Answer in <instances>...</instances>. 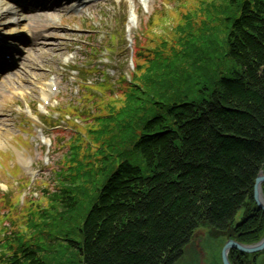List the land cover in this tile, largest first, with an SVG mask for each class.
<instances>
[{
  "label": "trees",
  "instance_id": "obj_1",
  "mask_svg": "<svg viewBox=\"0 0 264 264\" xmlns=\"http://www.w3.org/2000/svg\"><path fill=\"white\" fill-rule=\"evenodd\" d=\"M201 1L185 6L170 40L138 50L122 105L113 93L94 99L62 159L80 182L48 196V210L62 207L54 220L82 212L71 243L84 264H177L205 223L226 241L264 237L253 197L264 170V0ZM38 210L33 234L0 229V264H46L36 240L54 237ZM263 253L229 256L264 264Z\"/></svg>",
  "mask_w": 264,
  "mask_h": 264
},
{
  "label": "rangeland",
  "instance_id": "obj_2",
  "mask_svg": "<svg viewBox=\"0 0 264 264\" xmlns=\"http://www.w3.org/2000/svg\"><path fill=\"white\" fill-rule=\"evenodd\" d=\"M132 2L135 5L138 24L133 27L132 33L128 34L126 38H122L119 43L118 55L115 56L116 62L112 63L115 67L108 66V75L112 78L117 71V65L127 73L133 69L132 52H129L128 46V41L132 37L139 36L138 41L142 42L140 45L144 48H151L154 43L152 41L157 42L160 37L170 40L173 37V28L182 20L185 6L188 8L189 5L198 7L202 1L149 0L147 4H143L141 0H95L89 3L91 6L74 14H66L62 7L50 10L47 5L29 10L31 13L29 25L36 33V42L35 44L32 42L31 47L27 45L26 58L22 62V66L13 71L14 75L6 77L4 81L0 82V158L2 160L4 157L5 165H7L5 161L8 165L19 162L22 164L21 173L17 177L8 175V167L3 170L2 166L0 167V188L5 191V195L0 197V214L4 215L10 212V221H7V216L3 220L7 221L4 224L9 227L10 237L14 231H28L29 235L33 234L31 228L36 224L35 221L41 222L38 209L41 210L42 207H45L48 210L51 208V200L48 196L51 198L55 192L72 184L73 181L75 184L80 182V179L73 180L76 178L73 173L72 175L68 173L73 162H69V160L65 162L61 159L67 152L68 139L73 133L72 127L65 128L66 121L60 119L56 121L63 128H59L60 126L54 125L51 121L52 126L44 124L45 127H48L46 134L44 131L43 133L40 131L42 128L38 127L37 123H31V128L21 114L24 111V103L30 101L31 105L36 107L41 101V87H45L51 82L50 75L52 73L57 76V72H59V77L57 76V83L60 84L58 98L62 101L59 106L61 107L64 102L78 105L77 97L81 96V92H78V84L68 76L77 72L72 73L69 67L64 65L66 63L64 57L69 55L68 50L73 54V59L78 62H80L79 60L81 62L90 60L94 56L89 53V48L81 50V46L76 47L74 43H70L71 39L87 38L86 35L89 33L87 30H75L74 28L77 26L82 28L100 27L101 32L92 35V37L95 45L104 47L110 30H116L118 26L120 31L128 29L129 15L133 8ZM145 30H148L150 34L149 42H145L147 39L142 37ZM153 37L156 39L152 40ZM100 38H103L102 41L98 40ZM120 38L118 37V40ZM138 61L139 63L144 62L143 58H139ZM69 62L71 61H67V63ZM91 62L90 60L88 66L91 65ZM87 75L90 81H96L101 77L100 73ZM127 76L129 77V74ZM116 87L118 84H114L110 92L117 93L118 88ZM114 96L115 100L118 99L117 104L122 105L124 96ZM103 97L107 101L105 103L112 100L110 96L104 95ZM92 109L94 111L95 107L92 106ZM98 112H100L99 109ZM57 115L58 113L54 111L50 112V118L54 120ZM85 126L83 125L82 129ZM13 151L16 152V156L12 155V158H9ZM61 171L62 174H58ZM22 176L31 177L33 184L31 186L23 185L22 181L18 180ZM4 183L8 185L2 187ZM16 195L20 201L17 204L19 209L12 213L9 207ZM53 209L55 212H52ZM53 209L48 210L50 216L44 219V222L53 227L47 226L44 231L49 232V236L54 239L40 238L36 240L44 249L42 256L46 264H84L78 248L71 243L82 240L76 231L82 212L79 211L76 220L70 219V216H62L60 219L54 220L52 217L59 214L62 207L56 202ZM33 210L36 211L34 215L32 214ZM242 215L243 210L239 211L236 220L241 219ZM29 223H31V227H29ZM201 229V239L186 252L177 264H223L222 249L226 243V237L216 233L215 229L207 223L203 224ZM262 257L264 258V253Z\"/></svg>",
  "mask_w": 264,
  "mask_h": 264
},
{
  "label": "water",
  "instance_id": "obj_3",
  "mask_svg": "<svg viewBox=\"0 0 264 264\" xmlns=\"http://www.w3.org/2000/svg\"><path fill=\"white\" fill-rule=\"evenodd\" d=\"M263 184H264V170H261L254 184L253 197L258 207L264 211ZM232 249H238V250H241L247 253H255V252L263 251L264 250V237L258 242L250 243V244L240 242L233 238L227 240V242L225 243L222 249L223 264H233L229 257V253Z\"/></svg>",
  "mask_w": 264,
  "mask_h": 264
},
{
  "label": "bare ground",
  "instance_id": "obj_4",
  "mask_svg": "<svg viewBox=\"0 0 264 264\" xmlns=\"http://www.w3.org/2000/svg\"><path fill=\"white\" fill-rule=\"evenodd\" d=\"M7 4V1H6V3H0V16H4V15H7L8 14V12H9V10H10V8H8L7 7V10L5 11V10H2V8H5V5ZM17 16L18 17H20V18H15L14 20H13V22L15 23V24H13V25H19V26H21L22 25V23H23V15H18L17 14ZM132 22V21H131ZM23 29H25L26 31H28L25 27H22V28H20V30H15V31H22ZM1 49V48H0Z\"/></svg>",
  "mask_w": 264,
  "mask_h": 264
},
{
  "label": "flooded vegetation",
  "instance_id": "obj_5",
  "mask_svg": "<svg viewBox=\"0 0 264 264\" xmlns=\"http://www.w3.org/2000/svg\"><path fill=\"white\" fill-rule=\"evenodd\" d=\"M231 239V238H230ZM234 239V238H233ZM229 240V239H228ZM237 240V239H236ZM239 241V240H238ZM241 242V241H240ZM244 243V242H243ZM248 244H250V243H248ZM264 251V250H263ZM260 252H262V251H260ZM230 254V253H229ZM230 257V256H229ZM231 260V259H230ZM260 260H261V262H263L264 261V258L262 257V254L260 255ZM232 262V261H231Z\"/></svg>",
  "mask_w": 264,
  "mask_h": 264
}]
</instances>
